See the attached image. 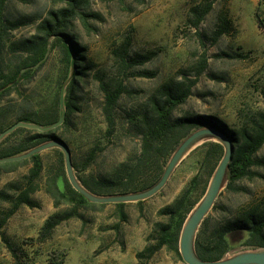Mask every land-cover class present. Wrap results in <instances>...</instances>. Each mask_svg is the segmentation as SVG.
<instances>
[{
    "label": "rangeland",
    "instance_id": "rangeland-1",
    "mask_svg": "<svg viewBox=\"0 0 264 264\" xmlns=\"http://www.w3.org/2000/svg\"><path fill=\"white\" fill-rule=\"evenodd\" d=\"M210 1V11L195 25L194 8H203ZM64 5L55 0H7L5 18L19 23L16 27L8 23L10 40L31 38L48 10ZM85 11L99 17H88L87 25L80 18L73 21L72 32L86 48L90 65L79 81L81 111L75 113L71 131L59 133L70 143L72 157L78 163H85L90 149L100 146L95 159L82 172L84 177L114 178L120 174L123 162L136 155L140 147L141 134L132 122L149 108L169 79L186 83L195 80L187 101L173 111L174 118L187 113L213 114L241 130L264 112V29L256 18L258 13L264 21V0H91ZM221 13L228 14L232 29L215 39ZM129 39L128 59L136 53H152L153 58L145 64H124L115 50ZM48 56L49 61L32 80L22 81L20 90L0 102V107L7 108L0 114L14 122L22 111L38 106L43 82L55 78L59 70V52ZM204 58L206 67L198 74ZM3 59L9 69L18 62L19 54L6 49ZM150 72L153 75L146 74ZM119 80H123L126 92L112 112L115 131L109 136L106 94L101 84L112 88ZM204 151L199 147L191 151L155 196L122 206H82L78 209L81 216L62 221L42 241L40 232L45 221L72 209L66 202L56 206L46 191L47 168L56 163L57 155L50 149L43 151L45 170L38 180V190L32 194L38 206L22 205L2 228L18 257L0 234V264H54L60 259L64 261L61 264H182L183 259L165 246L151 258L139 260L136 253L155 242L156 224L166 221L160 210L172 204L198 173ZM255 158L264 159V145ZM31 166V162H23L0 173V216L11 207L8 196L26 184ZM250 171L241 179L225 182L205 217L211 229L264 200V165L255 164ZM228 238L234 249L227 255L253 248L244 244L248 233L240 231Z\"/></svg>",
    "mask_w": 264,
    "mask_h": 264
},
{
    "label": "trees",
    "instance_id": "trees-1",
    "mask_svg": "<svg viewBox=\"0 0 264 264\" xmlns=\"http://www.w3.org/2000/svg\"><path fill=\"white\" fill-rule=\"evenodd\" d=\"M55 1H60L65 5L48 10L47 15L37 22V31L31 38L12 41L7 34L8 23L12 27L18 26L19 23L11 22L5 18L4 10L7 0H0V102L14 91L20 90L19 86L22 81L32 80L35 74L49 61L50 52L57 50L60 54L58 74L52 80L43 82L44 93L37 103L38 106L22 111L14 122L7 115L0 114V133L17 121L47 126L59 119L61 87L71 72V49L75 56L73 77L65 89L66 115L63 123L59 127L45 132L25 127L17 128L0 141V158L24 153L52 139H61L70 147L64 134L59 133L60 131H71L74 125L73 117L77 111H81L78 101L79 81L83 79L86 71L90 68L86 48L80 44L72 32L73 21L80 18L87 25L88 17H99V15L85 11L91 0ZM211 7L212 2L210 1L203 8H194L195 25L203 20ZM256 18L258 25L264 29V21L260 18V14L256 13ZM218 25L219 27L214 33L215 39L232 29V21L227 13L219 15ZM129 45L130 39L115 50L116 55L127 66L145 64L153 58L152 53H136L128 59ZM6 49L14 54H19L18 62L10 66L9 69H6L3 59ZM205 67L206 59L204 58L197 73L200 74ZM23 69L25 70L23 71ZM146 74L153 75L151 72ZM194 82L195 80H189V83L173 82L169 79L161 86L159 94L153 98L149 108L135 118L132 125L141 134L140 147L136 155L123 162L122 171L118 176L114 178L83 176L84 169L95 159L100 148L99 145L90 149L85 163L75 162L72 157V163L80 182L88 190L98 195L122 194L147 189L160 179L172 154L181 142L191 132L204 126H212L225 132L235 145L234 158L229 165L228 180L236 181L250 175V168L255 164L264 165V159L255 158V154L264 145V112H259L254 119L252 118L249 127L241 130L231 128L220 117L213 114L187 113L173 117V111L185 103L192 93ZM101 88L106 94L104 107L107 123L106 133L111 136L115 131V119L112 112L122 93L126 92V87L123 80H119L112 88L102 82ZM2 109L7 108L0 107V110ZM131 117L133 118V116ZM198 147L205 150L198 173L172 204L160 210V213L165 215L166 221L156 224L155 242L147 244L136 253L139 260L151 258L164 246L174 251L182 259L179 250L181 230L189 213L205 195L211 177L224 154L223 145L214 140H208ZM50 150L56 153L57 158L56 163L47 168L45 189L54 199L56 206L66 202L72 205V209L63 213H55L45 221L40 232L42 241L49 238L54 228L62 221L81 216L78 212L80 207L93 203L70 184L66 174L63 151L56 147L50 148ZM23 162L32 163L27 182L24 186L18 187V192L12 197L8 196V199L11 200V207L0 216V234L15 257H18L17 251L9 244L2 228L22 205L38 206L33 200L32 194L39 188L38 180L45 170V161L41 152L22 161L0 163L1 173L2 171H11ZM138 202L142 203L143 200ZM124 204L117 203L119 206ZM122 217L124 219L125 216ZM240 231L248 233V238L244 241L245 245L253 248L264 246V200L249 209L242 210L234 219L213 229H211L208 219L205 218L195 239L197 254L203 260L222 259L234 249L228 238L229 235ZM63 262V259H60L54 264ZM182 264L186 263L183 261Z\"/></svg>",
    "mask_w": 264,
    "mask_h": 264
},
{
    "label": "water",
    "instance_id": "water-1",
    "mask_svg": "<svg viewBox=\"0 0 264 264\" xmlns=\"http://www.w3.org/2000/svg\"><path fill=\"white\" fill-rule=\"evenodd\" d=\"M71 52V72L67 80L62 85L60 92L61 113L59 119L53 124L47 126L31 122L17 121L0 133V141L19 127H25L45 132L55 129L63 123L66 115L65 89L73 77L75 64V56L72 49ZM47 55L48 53L46 54V56ZM24 70L25 69H23V71ZM208 140H214L222 144L224 147V154L211 177L205 195L192 209L185 220L179 238V250L181 253V257L186 264H264V246L242 250L232 255H227L219 260H203L197 254L195 248V239L197 232L205 217L214 206L215 201L217 200L225 182L228 180L229 165L234 158L235 152V145L229 135L215 127L204 126L191 132L172 154L160 179L149 188L141 191L111 195H98L91 192L78 179L72 163L71 149L68 144L61 139H52L47 142L41 143L24 153L0 158V163L21 161L24 159H28L34 154L41 153L47 149L54 147L60 148L64 154L66 174L70 184L76 191L85 196L90 202L101 204L137 202L146 200L158 194L167 185L169 179L171 178L173 172L180 164V162L197 146Z\"/></svg>",
    "mask_w": 264,
    "mask_h": 264
}]
</instances>
